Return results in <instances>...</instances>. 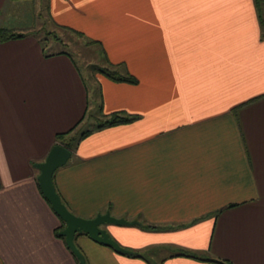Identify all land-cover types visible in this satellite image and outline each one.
<instances>
[{
  "label": "crops",
  "instance_id": "obj_1",
  "mask_svg": "<svg viewBox=\"0 0 264 264\" xmlns=\"http://www.w3.org/2000/svg\"><path fill=\"white\" fill-rule=\"evenodd\" d=\"M47 2L137 82L97 75L91 107L70 57L11 26L25 0H0V30L27 32L0 43V264H80L35 165L102 113L133 121L83 138L54 184L80 218L138 222L104 229L143 258L82 234L87 264H264V0Z\"/></svg>",
  "mask_w": 264,
  "mask_h": 264
},
{
  "label": "water",
  "instance_id": "obj_2",
  "mask_svg": "<svg viewBox=\"0 0 264 264\" xmlns=\"http://www.w3.org/2000/svg\"><path fill=\"white\" fill-rule=\"evenodd\" d=\"M72 157V152L64 146L56 145L50 151L45 162L36 164L39 170L38 183L40 190L46 200L50 203L53 211L65 222L66 227L60 232L70 251L76 256L80 264H87L86 257L76 245V237L82 234L89 236L98 244L114 249L125 255L133 252L123 248L104 229L106 225L133 226L138 222H130L125 219L113 217L110 212L100 214L94 219H84L74 215L64 204L54 184V175L62 167L66 166Z\"/></svg>",
  "mask_w": 264,
  "mask_h": 264
},
{
  "label": "rangeland",
  "instance_id": "obj_3",
  "mask_svg": "<svg viewBox=\"0 0 264 264\" xmlns=\"http://www.w3.org/2000/svg\"><path fill=\"white\" fill-rule=\"evenodd\" d=\"M47 3V0H25V3L21 6L23 11L18 13L15 19H13L14 17L11 18V26L13 28H15V25L20 26L23 22L22 20H24V25L27 24L28 27L26 29H28L35 22L36 26L30 32L36 31L42 41L45 42L47 40L50 52L61 50L71 54L78 63L90 93L91 107H93L96 102V76L100 74L98 70L104 67L102 57L99 54V47L88 46L84 40L56 29L49 21ZM49 31H55L58 35L54 38ZM24 34H27V32ZM78 133H74L76 135L73 136H78Z\"/></svg>",
  "mask_w": 264,
  "mask_h": 264
},
{
  "label": "trees",
  "instance_id": "obj_4",
  "mask_svg": "<svg viewBox=\"0 0 264 264\" xmlns=\"http://www.w3.org/2000/svg\"><path fill=\"white\" fill-rule=\"evenodd\" d=\"M15 1H21V0H15ZM50 22L56 29H58L60 31H63L66 34H70L72 36L80 38L81 40H84L86 42V45L99 47V54L101 55L102 62L104 63V67H102L100 70H98L101 75L105 76L106 78H108V79H110V80H112L114 82H118V83H132V84H135L137 82L136 79L134 77H132L129 73H127L125 70H123V68L120 65H114V64H112L109 61L108 56H107L104 48L102 47V45L98 41L92 40V39L86 37L83 33H80V32H78L76 30L71 29V28H68V27H65V26H60V25L56 24L55 22H53L52 20ZM34 33H36V35H38V33L36 31H34ZM50 33H51V35L54 36V38L58 35V34L55 33V31L50 32ZM26 36L27 35L23 34V33L10 31V30H7V29H1L0 30V43H6V42H9V41H12V40L22 39V38H25ZM38 39L40 40V42H41V44H42V46L44 48V51L46 52L45 54H46L47 57H50V56H53V55L65 54V55L70 57V59L73 61V63L77 67V69L80 71L78 63L74 60V58H73V56L71 54H69L66 51H61V50L50 52V50H49L50 48H48V46H47V44H48L47 40L45 41L46 42L45 43L39 37H38ZM55 40L57 41V39H55ZM101 112H102V110H101ZM132 121H133L132 117L124 116L123 114L116 113V114L111 115V116H106L105 114L102 113L100 118H97V122H96L95 126L92 129L84 131L80 135V137L76 138V137L73 136V132L75 131L76 128H74L73 130H71V131H69L67 133L58 134L57 137H56L57 145L64 146V147H66L67 149H69L72 152L73 148L83 138L88 136L90 133H92L94 131H97V130H100V129L107 128V127H113V126H116V125L129 124ZM61 222H62V225L57 230L56 234H57V236L60 239L65 241V238L60 236V232L65 229L66 224L62 220H61ZM148 229H154V228H148ZM83 235H85V234H83ZM132 252H133V254L130 255L131 257L143 258V255L140 254L139 252H135V251H132ZM178 256H185V257H188V258H193V259H198V260L212 261V262H216V263H220V264H230V263H227L225 261L213 260V259H210V258L202 259L197 254H194L193 252H190V251H184V250L180 251ZM75 258H76V256H75ZM77 261H78V259H77Z\"/></svg>",
  "mask_w": 264,
  "mask_h": 264
}]
</instances>
